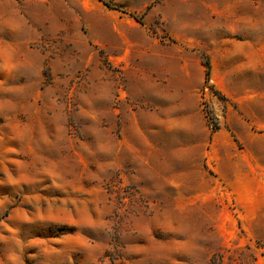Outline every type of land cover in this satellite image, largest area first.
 Returning <instances> with one entry per match:
<instances>
[{
	"label": "rangeland",
	"instance_id": "374dc122",
	"mask_svg": "<svg viewBox=\"0 0 264 264\" xmlns=\"http://www.w3.org/2000/svg\"><path fill=\"white\" fill-rule=\"evenodd\" d=\"M0 264H264V0H0Z\"/></svg>",
	"mask_w": 264,
	"mask_h": 264
},
{
	"label": "trees",
	"instance_id": "16d2710c",
	"mask_svg": "<svg viewBox=\"0 0 264 264\" xmlns=\"http://www.w3.org/2000/svg\"><path fill=\"white\" fill-rule=\"evenodd\" d=\"M100 1H102V0H100ZM206 67H207V75H209L210 74V66L208 63L206 64Z\"/></svg>",
	"mask_w": 264,
	"mask_h": 264
}]
</instances>
